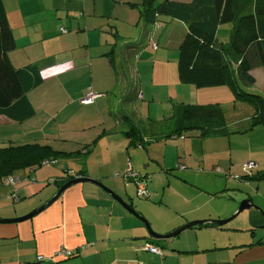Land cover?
<instances>
[{"label":"crops","instance_id":"crops-1","mask_svg":"<svg viewBox=\"0 0 264 264\" xmlns=\"http://www.w3.org/2000/svg\"><path fill=\"white\" fill-rule=\"evenodd\" d=\"M2 1L14 36L15 47L8 52L14 67L34 64L40 73L67 62L71 67L46 74L28 92L34 110L30 117L16 120L0 114V145L39 143L61 152L39 167L14 172L15 185L0 181V218L27 214L76 177L98 180L159 234L188 221L229 216L237 202L230 200L227 189L235 186L249 189V194L243 192L245 197L264 210V179L243 174L236 180L225 179L219 174L225 147H216L214 156L207 150L208 139L228 137L231 148L233 137L257 138L246 158L257 164L251 174L264 171V140L252 134L258 125L244 126L252 106L250 115L236 114L234 123L227 118L229 134L200 137L191 130L165 136L174 127L166 119L179 104L205 105L220 100L216 96L221 93L231 96L225 85L197 88L179 80L178 47L186 29L181 20L160 14L159 24L152 27L140 14L141 0ZM113 14L135 33L123 36L109 20ZM231 28L230 23L217 28L220 43L227 42L221 30L228 40ZM141 33L146 43L140 49L123 46L137 41ZM253 62L255 83L243 87L264 95V63L256 56ZM89 90L99 95L91 103L80 102ZM241 103L234 98L231 102L233 107ZM152 108L158 109V118L152 117ZM133 124L144 146L131 144L125 134ZM167 140L176 146L170 161L161 150ZM128 168L147 175V195L137 196L136 184L124 175ZM14 190L17 201L10 197ZM249 216L250 228L196 225L172 238L155 239L102 187L77 182L33 217L0 223V264H264V222L256 213L248 211ZM147 241L158 245L163 254L144 249ZM58 248L73 255L50 260ZM38 254L46 261H38Z\"/></svg>","mask_w":264,"mask_h":264},{"label":"trees","instance_id":"trees-1","mask_svg":"<svg viewBox=\"0 0 264 264\" xmlns=\"http://www.w3.org/2000/svg\"><path fill=\"white\" fill-rule=\"evenodd\" d=\"M140 5L143 20L152 27L159 24L160 14L186 25L177 59L178 78L182 83L197 88L229 86L234 100L248 101L254 109L244 123L246 129L264 126V95L243 87V84L255 83L251 72L253 57L264 63V0H141ZM227 23L232 25L228 40L220 43L217 28ZM145 43V35L141 33L137 41L123 46L137 50ZM14 47V36L0 0V114L23 120L34 112L27 94L40 85L42 76L37 65L19 68L12 65L8 52ZM132 89L136 90L135 86ZM166 120L174 125L166 137L191 130H197L200 137L232 132L218 103L179 104ZM125 134L131 144L144 146L143 139L136 136L139 132L134 124ZM60 153L39 143H4L0 145V181L15 185L18 178L13 176L14 172L39 167ZM243 177L264 179V171L243 174ZM14 192L10 193L11 198Z\"/></svg>","mask_w":264,"mask_h":264},{"label":"rangeland","instance_id":"rangeland-1","mask_svg":"<svg viewBox=\"0 0 264 264\" xmlns=\"http://www.w3.org/2000/svg\"><path fill=\"white\" fill-rule=\"evenodd\" d=\"M115 17H116L115 14H113V16L109 17V20L112 21L115 24V26L120 29L121 33H123V36L124 35H126V36L131 35V34H133V32L135 33V30H131V32H130L126 23L121 22L120 20H117ZM142 23H143V21L140 22L139 27H141ZM225 33H226L225 31L221 30V36L223 37L222 38L223 41H227V34L224 36ZM130 40H133V39H129L126 41L128 42ZM256 71H255V73H256ZM225 86H227V85H225ZM227 88H230V87L227 86ZM229 90L231 92L230 93L231 96H228V95L226 96L224 93H221V94L216 96V97H219L220 100H218L216 102H214L215 101L214 99H211V100L213 101L212 103H218V105L224 110L227 118L230 120V123H234L236 121L234 119L236 114H238L239 116H241L243 114L245 117H246V115L247 116L250 115L251 103H249L248 101H245L244 103L238 104L235 107H233L231 102L234 98V94L231 91V89H229ZM242 106H244V107H242ZM157 113H158V109L152 108L151 115H152V117H154V119L158 118ZM234 125H236V123ZM230 126H231V124H230ZM232 127H233V125H232ZM256 128H257V130L252 131V134H254L257 137H261L262 140H264V126L258 125L256 127H254V129H256ZM208 140L209 141L207 142V144H209V147L207 150H208L209 155L210 154L212 156L215 155L216 147L217 148H219V147L224 148L225 147V150L220 154V157L222 159L223 164H222V166L219 167L221 169L220 170L221 173H219V174H221V176L224 177L225 179L229 178L230 181L236 180V178L240 177V176H237L239 174L240 175L251 174L252 171H255L256 165H257L256 162L253 159L246 158V157H248V155L251 153V150H250L251 142L257 143L258 142L257 138H255V139L253 138L252 141H250V139L248 137H246L245 135H239L237 137H233L231 148H230V139L228 137H223L220 139L213 138V139H208ZM161 146H162L161 150L164 153V155L167 156V160H169V161L173 160L175 157L174 148L176 147L174 141L167 140V143H161ZM228 149L232 154V159H233L232 165L229 163ZM224 153H225L226 157H224ZM250 161L254 162L256 165L253 167H245L244 164L246 162H250ZM231 167H234L235 171L231 172V170H230ZM230 178H232V179H230ZM238 180L242 181L243 178L238 179ZM243 192H246L247 194L250 193L249 189H247L245 186H241V187L235 186L234 188L227 189V193L233 197V199H230V200L237 202L236 209L238 208L239 203L243 199L249 198V197H245V194H243ZM6 202L8 204H13V202L9 199H7ZM252 203L255 206H257L258 208H256V207L255 208H248V209L241 211L235 218H233L231 221H229L225 225H236L241 229L252 227V223L250 221V216L247 217L248 211L249 212L251 211V213L253 212V213L258 214V216L261 217L262 222H264V215L261 212V210L263 212H264V210L259 205L254 203L253 201H252ZM236 209L231 214H233L236 211ZM231 214L229 216H231ZM229 216H227L225 218H228ZM207 219H222V218H207ZM160 234H162V233H160Z\"/></svg>","mask_w":264,"mask_h":264},{"label":"water","instance_id":"water-1","mask_svg":"<svg viewBox=\"0 0 264 264\" xmlns=\"http://www.w3.org/2000/svg\"><path fill=\"white\" fill-rule=\"evenodd\" d=\"M91 182L94 183L100 187H102L106 192H108V194H110L115 200H117L124 209H126L128 212H130L131 214H133L137 219H139L143 225L145 226V229L147 231V234L151 237V238H155V239H169L174 237L175 235H177L178 233H180L181 231L196 226V225H207V224H214L217 226H223L226 223H228L229 221H231L233 218H235L241 211H243L244 209H248V208H258L257 206H255L252 201L248 198L243 199L240 203L238 208L236 209V211L231 214V216H229L228 218H224V219H199V220H192V221H188L186 223H184L183 225H181L180 227L168 232V233H164V234H159L157 232H155L150 224L149 221L140 213H138L136 210H134L131 205L129 203H127L126 201H124L119 195H117L116 193H114L112 190L107 189L106 187H104L98 180L93 179V178H88V177H76V178H72L67 180L66 182H64L57 190L56 192L47 200L45 201L42 205H40L39 207L31 210L30 212H28L27 214L23 215V216H19V217H14V218H0V223H13V222H20V221H24L26 219H29L31 217H33L34 215H36L37 213H39L40 211H42L43 209H45L47 206H49L54 200H56L59 195L70 185L77 183V182ZM261 210V209H260ZM261 212L264 215V212L261 210Z\"/></svg>","mask_w":264,"mask_h":264},{"label":"built area","instance_id":"built-area-1","mask_svg":"<svg viewBox=\"0 0 264 264\" xmlns=\"http://www.w3.org/2000/svg\"><path fill=\"white\" fill-rule=\"evenodd\" d=\"M60 31H63L65 32L66 29L65 28H60ZM155 47V46H154ZM99 94L96 93L95 91L93 90H89L83 97H81L79 100L80 102L84 103V104H88V103H91L95 100V98L98 96ZM256 164L254 162H246L244 164L245 167H253L255 166ZM115 176H121V173H118V172H115L114 173ZM125 177H129L131 178L134 183L136 184V194L137 196H145L148 194V191L146 189V186H145V182H146V178H147V175L146 174H138L137 172H133V170L131 168H128V170L124 173ZM12 180V178H10ZM12 198L14 201H17L18 200V195H17V192L15 191L13 194H12ZM142 247L144 249H146L147 251L149 252H152V253H155V254H159V255H162L163 252L161 250V248L157 245H154V244H151L150 242H145ZM72 251L71 250H67L65 248H58L53 254L52 256L48 257L50 260L51 259H56L57 257H63V258H69L70 256H72ZM37 260L38 261H46L45 260V257L41 254H38L37 255Z\"/></svg>","mask_w":264,"mask_h":264},{"label":"clouds","instance_id":"clouds-1","mask_svg":"<svg viewBox=\"0 0 264 264\" xmlns=\"http://www.w3.org/2000/svg\"><path fill=\"white\" fill-rule=\"evenodd\" d=\"M71 67V63L67 62L65 65L63 66H52L47 70H42L41 71V76L44 77L46 74L47 75H56V74H60L63 70H65L66 68H70Z\"/></svg>","mask_w":264,"mask_h":264}]
</instances>
